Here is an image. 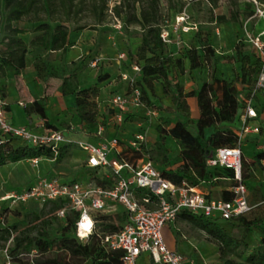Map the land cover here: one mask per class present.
Masks as SVG:
<instances>
[{
  "label": "trees",
  "instance_id": "16d2710c",
  "mask_svg": "<svg viewBox=\"0 0 264 264\" xmlns=\"http://www.w3.org/2000/svg\"><path fill=\"white\" fill-rule=\"evenodd\" d=\"M117 1L113 9L114 15L121 16L126 27L130 24H137L141 28V42L135 54L134 64L140 68L137 85L142 91L143 101L145 102L146 88L140 83L144 82L155 93L154 82L159 81L164 94L170 96L172 101L170 106L159 103V109L177 116L173 125L157 126L160 136L151 148L152 153L156 154V156H151V160L160 165L163 175L176 184H181L183 180L193 185H216L222 181H230L228 187L221 190L220 198L232 199L233 193L230 187L235 182L230 178L234 176L233 170L223 166L210 167L207 165V158L218 147L237 144L239 130L219 127L217 119L220 123L234 122L239 129L241 128L240 115L246 106L245 100L252 97L263 70L264 56L250 47L246 42L245 33H242L235 46L236 54L230 57L236 62L238 68L236 78L242 87L233 80H220L215 76L216 63L219 61L218 50L208 41H203L198 46L183 45L179 48L182 55L177 58L174 56L171 45L162 40L160 33L163 26L167 24L161 11V0ZM208 1L213 4L217 0ZM257 1L264 4V0ZM109 2L110 0H0V32L5 41V46L0 52L1 72L4 73V64L9 63L7 57L18 55L19 64L23 66L26 55L31 54L34 58L37 77L45 82L50 77L62 78L63 94L75 95L76 110L80 121L95 123L97 112L93 109L92 101L97 97L99 87L94 85L80 88L77 70L68 68L65 56L72 45L69 40L70 32L84 28L97 29L99 25L104 24L109 16ZM169 2L173 3L174 0H169ZM123 9H125V16L119 14ZM219 18L225 19V16H219ZM87 19L90 22L82 24V21ZM231 20H238V15H233ZM22 21L33 23L31 30L37 33L29 41L21 36L30 30L19 26ZM190 31L198 33V31ZM58 50L62 51L64 61L62 67L49 58L53 51ZM185 59L189 60L190 69L204 65L211 67L209 79L205 80L200 87L188 91L184 89L182 81L172 74L174 66L184 72ZM108 77V75L100 76L98 81L102 82ZM245 91L247 97L242 96ZM189 98H195L197 104L203 109V114L199 117L191 116ZM252 99V104L260 116L264 112V87L258 90ZM145 103L149 105L147 101ZM33 107L42 117H47L43 102H34ZM210 111L212 112L207 114ZM45 121L48 127H55L49 124L48 120ZM210 128H213V131L206 134V130ZM262 131L261 124L258 135ZM221 134L225 138H222ZM168 136L174 138L181 148L183 161L176 169L170 168L172 159L165 145V139ZM17 140L20 139L12 138L0 145V166L8 161H19L42 153L40 148L23 141L22 144L17 145L15 143ZM66 149V143L60 146L55 163L62 160ZM44 153L47 156L52 155L49 149ZM121 155L133 162L149 153L146 144L143 143L141 150L128 146L123 149ZM243 161L244 181L250 190L249 182L255 177L254 167L264 162V149L253 155L251 166H248L249 162L246 158ZM261 168L264 171V166ZM90 169L98 170L97 167ZM94 180L107 186L114 182L113 176L105 175L96 176ZM252 189L255 202L251 205L250 211L234 216L226 221V224L188 210L180 214L183 219L208 234L211 241L219 246V257L222 264H264V234L260 247L244 257L249 247L246 242L247 234L254 228L262 229L264 233V180L254 182ZM212 196V193H209V197ZM36 204L41 206L37 202ZM67 204L68 200L65 198L49 200L39 210L26 214L21 220L11 225L1 226L0 236L5 242L10 238L13 240V245L8 247L12 258L21 252L30 254L33 249H36L37 252L32 258L34 264H87L88 261L91 264H124L122 260L124 251L108 249L102 237L104 233L120 230L128 219L127 213L119 210L116 213L99 215L100 221L95 233L87 240H80L76 236L78 211L70 210L62 219L56 216V212ZM47 208H49L48 212H46ZM31 218L33 221L43 218L41 226H29ZM114 218L118 219V224L114 222ZM53 222L56 223L55 230L52 227ZM100 223H104L102 229L99 228ZM19 228L25 229L14 234ZM33 232L36 234L32 235ZM0 247H6V243ZM18 261L19 264H27L21 260Z\"/></svg>",
  "mask_w": 264,
  "mask_h": 264
},
{
  "label": "built area",
  "instance_id": "2783aa9c",
  "mask_svg": "<svg viewBox=\"0 0 264 264\" xmlns=\"http://www.w3.org/2000/svg\"><path fill=\"white\" fill-rule=\"evenodd\" d=\"M252 1L259 6L258 15L264 20V4L257 0ZM187 18V14L176 16L178 25L174 30L168 25L163 26L160 33L162 40L168 44L176 42L180 45L182 43L180 31L183 33L198 30L197 24H191ZM174 33H177L176 37ZM245 36L250 47L264 56V30L256 34L245 31ZM124 55L123 52L120 57ZM134 70L139 72V66L134 65ZM123 78L129 79V89L112 97L110 106L113 120L123 122L131 106L137 108L145 106L149 114L157 115V111L143 101L142 91L136 80L127 74H123ZM263 87L264 67L252 97L245 100L246 106L240 115L241 128L237 144L218 147L207 158V165L210 167L223 166L233 170L234 176L230 179L234 180L235 184L230 187L233 193L230 200L209 197V193L203 190L202 185H193L186 180L176 184L163 175L160 165L148 155L133 162L126 160L121 155L123 151L121 140L114 137L97 144L79 142L87 154L85 165L106 170L103 175L113 176L112 185H102L95 180L69 181L55 174L38 171L29 186L21 190L8 191L0 201L26 203L33 200L42 206L49 200L65 198L68 204L59 209L56 216L62 219L68 211H78L76 236L80 240H87L95 233L100 221L99 215L116 213L120 208L127 213V221L120 230L104 233L102 240L108 249L124 251L122 258L124 264H136L138 256L142 253L150 254L154 264H184L183 254L171 249L163 237L164 227L174 223L182 211L188 210L217 221H228L234 216L247 213L252 207L249 203L250 190L243 175L245 156L241 138L260 133L261 124L256 122L259 115L252 104V98ZM4 110L5 101L0 93V145L12 138L20 139L42 151L40 155L26 159L32 166H38L42 156H46L47 161L55 162L60 146L68 142L65 130L44 126L41 132H35L26 126H17L9 122ZM103 130L104 127L100 126L98 136L102 135ZM143 143L146 144L145 132H139L128 142V146L141 150ZM47 149L52 155L47 156L44 153ZM35 252L36 249H33L31 254ZM0 254L5 257L1 264H11L8 247L0 248Z\"/></svg>",
  "mask_w": 264,
  "mask_h": 264
},
{
  "label": "rangeland",
  "instance_id": "374dc122",
  "mask_svg": "<svg viewBox=\"0 0 264 264\" xmlns=\"http://www.w3.org/2000/svg\"><path fill=\"white\" fill-rule=\"evenodd\" d=\"M117 0H110L109 7V16L107 21L104 24L98 26L99 34L98 41L93 45L89 52H84V54L77 58L74 63L66 61L68 68L70 69H80L86 70L85 74L82 75V80L92 82V83H103L105 89L98 90V95L92 101L93 109L97 112V121L108 128V125L111 123L109 119L110 108L108 100L112 99L115 94L120 93V91H125L129 89V79L125 80L123 74H127L130 78H134L137 81L139 80L138 71L134 70V63L136 60V51L138 46V37L141 35V28L137 24H130L128 27L125 26L121 16L117 17L113 13L114 6L117 4ZM113 6V8H111ZM258 7L252 0H217L216 3L211 4L208 0H174V2H169V0H161V11L163 18L166 19L165 23L169 26L170 29L174 30L177 26L176 16L182 14H187V20L191 24H197L198 33L196 32H181L180 31V45L176 42L171 43V49L175 57H180L182 52L179 50L183 45H192L198 46L203 41H208L218 50L219 61L216 63V72L215 76L218 79L222 80H233L240 87L239 80H237L238 68L235 60L232 57L233 54H236L235 46L237 40L242 33L249 31L251 33L261 32L264 30V22H260V17L258 15ZM261 7V6H260ZM262 8V7H261ZM110 9L112 12H110ZM120 15L125 16V9L119 12ZM237 14L238 20L233 21L232 16ZM219 16H225V19H220ZM124 18V17H123ZM90 22V20L82 21ZM75 26V25H74ZM113 26L118 30V34L115 35V38L109 40V32ZM179 28V27H178ZM84 29H77V32H84ZM92 29V28H91ZM74 31V30H72ZM120 31H125L130 34L131 39H120ZM175 37L177 33L173 34ZM87 36V35H86ZM86 38V37H85ZM5 46V41L3 40V34L0 32V52L1 49ZM125 53L123 57H120L122 53ZM74 54L73 51H70L69 56ZM52 62L56 65L62 67L64 61L59 58L57 53L52 52L49 56ZM0 60L1 57H0ZM185 70L181 72L175 66L172 68V74L175 78L182 81L183 87L186 91L200 86L205 80L209 79V70L211 67L204 65L202 67L191 70L190 62L188 59H185ZM91 71V73H90ZM180 71V72H179ZM108 75L104 81L99 82L98 78L100 76ZM140 85L146 88L144 94V100L147 101L150 107L157 111V115H151L148 113V108L143 106L139 109H136L135 112L130 113L124 122L120 124H115L114 129L121 139L125 142L130 141L134 138L136 132L142 131L145 132L149 143L146 144V148L149 153V158L151 156H156L152 153L151 148L156 140H158L160 134L157 131V126H171L175 123L177 116L174 114H162L159 109V103H163L161 100H164V104L170 100V97L165 95L162 89V86L159 81L154 82L155 93L151 91L149 87L144 82H141ZM160 94V95H159ZM247 97V92L242 95ZM250 96V95H249ZM258 99V98H257ZM100 104L103 105V111L100 112ZM197 104V103H196ZM147 105V106H149ZM191 116H200L203 114V109L197 104H191ZM218 110L217 107H215ZM162 111V110H161ZM212 111L208 112L210 114ZM264 116V115H263ZM217 125L224 126L225 128H232L234 130H239V126L234 122H225L220 123L217 119ZM113 122V121H112ZM75 124V123H74ZM223 124V125H222ZM263 126V131L260 135H247L241 138V147L246 154L248 160V166H251V160L253 155L256 152L264 149V117L261 120ZM76 126V125H74ZM78 126V124H77ZM213 131V128L206 130V134ZM74 133H80V130L76 129ZM222 138H225L221 134ZM76 138L73 135H69L67 144V149L64 157L60 162H48L46 156H42L38 166L34 167L32 164L25 159L19 161H8L6 165L0 166V195L3 196L8 191L13 189H24L28 183L35 179V176L38 171L41 173H49L58 175L61 178H66V180L74 179H83V180H94L96 176L105 174V170H94L90 169L83 165V158L85 157V151L80 147L78 141H73ZM17 145L22 144L21 140L15 142ZM165 145L167 146L170 155L171 163L170 168H178L182 163L181 148L176 142V140L170 136L166 137ZM264 166V162L261 163ZM261 165L254 167L255 177L249 182L250 186V205H254V196H253V184L257 180H264V171L261 168ZM250 169V168H249ZM230 181H222L216 184L213 190L209 184L203 185V190L212 193L216 198H220L221 190L228 187ZM24 187V188H23ZM41 206H38L35 201H28L26 203H13L9 200L0 201V227L5 225H11L14 222L21 220L26 214H30L32 211L39 210ZM49 208L46 209L48 212ZM120 208L118 209V211ZM51 215V214H48ZM45 216H43L44 218ZM41 218L38 221L31 222L29 226H41ZM116 224L119 223L118 219H113ZM221 223L226 224V221L221 220ZM104 223H100L99 228L102 229ZM52 227L56 228V223L53 222ZM179 227L181 231L188 238H196L202 243L211 241L208 234L203 230L196 227L191 222L179 217ZM22 229L19 228L14 234H18ZM170 233H174L176 238L178 233L176 230L170 229ZM36 233L33 232L32 235ZM263 231L259 228H254L247 234L246 242L248 243V249L244 253V257L251 251L256 250L260 247L261 238H263ZM181 241V239H179ZM6 243V247H11L13 245V240L10 238L7 242L0 236V246ZM218 249L219 246L217 245ZM1 248V247H0ZM36 253V252H35ZM27 254L24 252L18 253L17 256L10 255L11 264H19L18 260L27 264H34L32 258L34 254ZM4 255L0 254V264L4 259ZM87 264H91L90 261ZM138 264H144V257L138 258ZM215 264H222L220 257L217 258Z\"/></svg>",
  "mask_w": 264,
  "mask_h": 264
},
{
  "label": "crops",
  "instance_id": "0c3cea01",
  "mask_svg": "<svg viewBox=\"0 0 264 264\" xmlns=\"http://www.w3.org/2000/svg\"><path fill=\"white\" fill-rule=\"evenodd\" d=\"M262 22H264V20L260 19L259 23ZM19 26L30 29L25 33V35H21L26 41L31 40L37 34L36 32L31 30L33 27V23L31 22L22 21L19 23ZM111 27L112 28L110 29L109 37H108L109 40L115 38V35L118 34V30H116L118 28L115 29L113 26ZM256 33L254 31L253 34ZM98 34H99L98 28L97 29L88 28L87 30L85 29L84 32H77L75 30L71 31L69 40L72 45L65 56V60L66 61L68 60L71 63H73L77 60V58L81 57L84 54V52L85 53L89 52L91 47L97 43ZM119 35H121L119 36L121 40L131 39L130 34L126 33L125 31H120ZM138 39H139L138 41V46H139L141 42L140 35ZM70 51L74 52L72 56H69ZM53 52L57 53L59 55V58L62 59L61 50L53 51ZM7 58L9 60V63L4 64V73H2L0 70V93L5 101L4 111L9 122L17 126H26L35 132H41L44 126H49L45 121L48 120V123L52 124V126H55L58 129L65 130V134L68 138L69 135L74 134L76 138H74L73 141L90 142L97 144L100 141H106L114 137H118L122 142L123 149L128 147L129 141L127 142H125V140L123 141L114 129V125L120 123L115 122L112 118V109L110 106L111 99L108 100L109 103L108 105L110 108L109 119L111 120V123L108 125L107 129L99 122V120L96 121L95 123H82L77 115L75 95L74 94L64 95L62 92V83H63L62 78L50 77L46 82L39 79L37 77V71L34 65V58L31 54L26 55L25 64L23 66L19 64L18 55L14 54ZM85 71L86 70L82 71L80 69H77V79L80 88H87L90 86L97 85L100 89L102 90L105 89V85L103 83H99V84L92 83L88 81V79L86 81H83L82 75L86 73ZM126 91L127 90L122 92L120 91V93ZM164 100L165 99H162L161 101L164 103ZM34 102L44 103V109L47 119L42 117V115L35 110V108L33 107ZM188 102L190 105L191 104L197 105L196 104L197 100L195 98H189ZM166 105L169 106L172 105L171 97L170 100L166 102ZM103 108H104L103 105L100 104L99 111L102 112ZM136 109L139 108L135 106H131L123 122L126 120L127 116L130 113L135 112ZM160 112L162 114H170L161 110ZM263 115L264 112H262L258 117V120L256 121L257 123L261 124V120L264 117ZM195 117H199V116H195ZM100 126H103L104 130L102 132V135L98 136L97 131ZM76 129L80 130V133H74L73 131ZM139 132H136V134ZM250 135H256V134H250ZM145 136H146V144H147L149 143V140L147 138L146 133ZM84 153H85V157L83 158L82 161H83V165L86 166L85 163L87 160V154L86 152ZM244 156L245 158L247 157L245 153ZM62 179L66 180V178H62ZM33 181L28 183L27 186H29ZM214 187L216 186L215 185L211 186V190H213ZM205 192L210 193L208 191ZM1 197L2 196L0 195V198ZM219 223H221V221H219ZM170 229L177 231L178 233L177 238L174 233H170ZM163 237L171 249H174L183 254L184 264H215L217 258L219 257V249L216 243L212 241L202 243L196 238L193 239L188 238L181 231L179 227V218L174 223L164 227ZM179 239H181V241H179ZM142 256L144 257V264H154L152 262V258L150 254L142 253L138 256V258ZM138 258L136 260V264H138Z\"/></svg>",
  "mask_w": 264,
  "mask_h": 264
},
{
  "label": "bare ground",
  "instance_id": "6f19581e",
  "mask_svg": "<svg viewBox=\"0 0 264 264\" xmlns=\"http://www.w3.org/2000/svg\"><path fill=\"white\" fill-rule=\"evenodd\" d=\"M158 169H159V167H158Z\"/></svg>",
  "mask_w": 264,
  "mask_h": 264
}]
</instances>
